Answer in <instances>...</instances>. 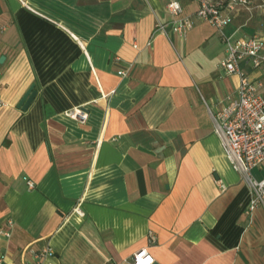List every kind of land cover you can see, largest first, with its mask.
Segmentation results:
<instances>
[{
    "label": "crops",
    "instance_id": "1",
    "mask_svg": "<svg viewBox=\"0 0 264 264\" xmlns=\"http://www.w3.org/2000/svg\"><path fill=\"white\" fill-rule=\"evenodd\" d=\"M171 1L183 17L200 7L0 0L5 264H131L143 249L154 264H264V208L249 213L252 191L210 112L237 95L240 80L221 68L228 56L217 28L174 32ZM251 1L230 12L225 37L264 41V0ZM242 68L264 95V71ZM253 177L264 180V164ZM46 247L54 257L38 259Z\"/></svg>",
    "mask_w": 264,
    "mask_h": 264
},
{
    "label": "built area",
    "instance_id": "2",
    "mask_svg": "<svg viewBox=\"0 0 264 264\" xmlns=\"http://www.w3.org/2000/svg\"><path fill=\"white\" fill-rule=\"evenodd\" d=\"M193 1L200 6L193 18L183 17L182 5L176 1H171L167 12L174 18L172 29L182 39L194 30L198 22L217 28L224 37L228 57L221 63V68L227 74L237 76L241 85L236 96H230L227 103L215 113L211 110L210 112L216 126L215 134L222 140L228 161L252 191L248 208L249 213L254 214L260 207L264 208V180L253 177V173L264 164V95L260 93L263 84L255 83L242 68V64L247 63L254 70L264 71V41L258 37L233 41L232 38L224 36L226 27L233 20L230 12H235L239 7L249 8L252 5L251 0H230L225 9L216 0ZM157 32L169 36L162 23L158 25ZM120 74L125 75L123 72ZM70 117H81L84 121L87 115L82 111H74ZM29 186L33 188L34 184L29 182ZM9 224L12 227L13 223ZM2 236L11 238L12 234L0 231V237ZM148 242L150 245L156 244L153 232L149 233ZM36 257L47 259L54 257V252L46 247ZM0 264H5L2 256ZM37 264L53 263L40 261ZM131 264H154V259L143 249L133 256Z\"/></svg>",
    "mask_w": 264,
    "mask_h": 264
},
{
    "label": "water",
    "instance_id": "3",
    "mask_svg": "<svg viewBox=\"0 0 264 264\" xmlns=\"http://www.w3.org/2000/svg\"><path fill=\"white\" fill-rule=\"evenodd\" d=\"M35 94H36V93L34 92V89L32 88V89L27 93L26 97L24 98L22 105L24 104L25 106H27L28 104H30V103L33 101V99H34Z\"/></svg>",
    "mask_w": 264,
    "mask_h": 264
}]
</instances>
